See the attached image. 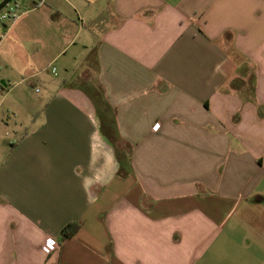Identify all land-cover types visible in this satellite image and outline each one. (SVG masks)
I'll use <instances>...</instances> for the list:
<instances>
[{
	"label": "crops",
	"instance_id": "crops-1",
	"mask_svg": "<svg viewBox=\"0 0 264 264\" xmlns=\"http://www.w3.org/2000/svg\"><path fill=\"white\" fill-rule=\"evenodd\" d=\"M17 5L0 79L62 78L0 119V264H223L228 219L264 214V0Z\"/></svg>",
	"mask_w": 264,
	"mask_h": 264
},
{
	"label": "rangeland",
	"instance_id": "rangeland-1",
	"mask_svg": "<svg viewBox=\"0 0 264 264\" xmlns=\"http://www.w3.org/2000/svg\"><path fill=\"white\" fill-rule=\"evenodd\" d=\"M4 35L3 28H0V36ZM0 57H7L0 54ZM42 67L34 72L39 78H31V86H20L12 82L0 79V119L3 118V112L7 106H17L19 122L26 123L29 120L32 110L38 105L40 99L45 95V83L51 79H60L61 67L57 63L46 65V58L43 57ZM23 63L20 69H24ZM56 67L58 75L52 74V68ZM34 74V73H33ZM66 74V73H63ZM63 76V75H62ZM12 90L13 94H9ZM21 94L23 95L21 97ZM40 104V103H39ZM31 118V117H30ZM14 119V117H13ZM252 203V204H251ZM242 205L228 219L224 229L221 232L224 237L223 247H219L217 242L214 250L226 252V258L223 264H264V214L261 208L253 206L254 201ZM260 207V205H258ZM227 237V238H226ZM227 239V241H226ZM251 251H255L254 254ZM217 264L216 262H213ZM222 264V263H221Z\"/></svg>",
	"mask_w": 264,
	"mask_h": 264
},
{
	"label": "built area",
	"instance_id": "built-area-1",
	"mask_svg": "<svg viewBox=\"0 0 264 264\" xmlns=\"http://www.w3.org/2000/svg\"><path fill=\"white\" fill-rule=\"evenodd\" d=\"M19 18V8L17 0H0V28H6L7 25L14 24ZM53 73L57 72L56 67L52 68ZM160 129V124L154 127V131ZM59 249V243L55 238L48 237L42 245V250L46 255H52Z\"/></svg>",
	"mask_w": 264,
	"mask_h": 264
},
{
	"label": "trees",
	"instance_id": "trees-1",
	"mask_svg": "<svg viewBox=\"0 0 264 264\" xmlns=\"http://www.w3.org/2000/svg\"><path fill=\"white\" fill-rule=\"evenodd\" d=\"M93 96H94L93 98H94L96 103L99 101H103L102 94L100 91H97L95 93V95H93ZM105 131L116 132L115 129L113 130L111 125ZM126 149H128V146H126ZM79 228H80V225L78 223H71V224L67 225L61 233L62 241H65V240L72 238L78 232Z\"/></svg>",
	"mask_w": 264,
	"mask_h": 264
}]
</instances>
